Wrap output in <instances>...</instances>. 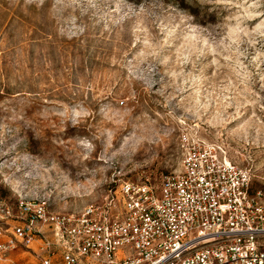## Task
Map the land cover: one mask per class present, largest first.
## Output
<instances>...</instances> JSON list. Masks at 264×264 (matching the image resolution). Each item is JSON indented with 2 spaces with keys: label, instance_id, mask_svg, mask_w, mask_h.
Here are the masks:
<instances>
[{
  "label": "rangeland",
  "instance_id": "374dc122",
  "mask_svg": "<svg viewBox=\"0 0 264 264\" xmlns=\"http://www.w3.org/2000/svg\"><path fill=\"white\" fill-rule=\"evenodd\" d=\"M183 131L264 189V0H0V218L157 184Z\"/></svg>",
  "mask_w": 264,
  "mask_h": 264
},
{
  "label": "built area",
  "instance_id": "2783aa9c",
  "mask_svg": "<svg viewBox=\"0 0 264 264\" xmlns=\"http://www.w3.org/2000/svg\"><path fill=\"white\" fill-rule=\"evenodd\" d=\"M177 170L123 181L101 202L58 213L19 199L0 218V261L31 264H264V189L222 146L183 131Z\"/></svg>",
  "mask_w": 264,
  "mask_h": 264
},
{
  "label": "crops",
  "instance_id": "0c3cea01",
  "mask_svg": "<svg viewBox=\"0 0 264 264\" xmlns=\"http://www.w3.org/2000/svg\"><path fill=\"white\" fill-rule=\"evenodd\" d=\"M5 239H0L3 241ZM34 262V257L31 252L18 248L5 255V258L0 261V264H31Z\"/></svg>",
  "mask_w": 264,
  "mask_h": 264
}]
</instances>
